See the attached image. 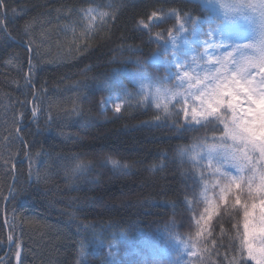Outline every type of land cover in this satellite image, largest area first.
<instances>
[{"label": "trees", "instance_id": "trees-1", "mask_svg": "<svg viewBox=\"0 0 264 264\" xmlns=\"http://www.w3.org/2000/svg\"><path fill=\"white\" fill-rule=\"evenodd\" d=\"M98 6L110 18L89 29L84 10ZM161 9L165 22L152 29L153 38L178 27L166 17L173 9L201 21L203 30L223 14L206 0H4L0 264H17L9 235L21 245L22 264H77L81 243L83 264H113L106 247L123 249L122 242L132 249L118 264H195L201 257L213 264L217 248L221 257L227 250L229 259L240 258L242 209L218 202L206 149L194 147L219 133L200 125L186 130L183 112L175 115L185 104H170L165 116L140 95L143 73L146 86L176 88L149 63L159 45L138 27ZM107 98L119 99V112L102 111ZM181 240L200 257L188 258ZM240 264L254 263L244 253Z\"/></svg>", "mask_w": 264, "mask_h": 264}, {"label": "snow or ice", "instance_id": "snow-or-ice-1", "mask_svg": "<svg viewBox=\"0 0 264 264\" xmlns=\"http://www.w3.org/2000/svg\"><path fill=\"white\" fill-rule=\"evenodd\" d=\"M222 10L218 23L210 24L209 30L202 35L208 37L203 42L204 52L192 57V67L182 63L176 56L175 49L179 37L174 32L184 33L187 25H192V34L196 35L202 22L197 19L184 20L178 10L166 14L169 19H175L178 27L168 30L165 44L173 48L172 59L166 60L174 78L178 81L175 89L164 87L161 82L144 81L150 78L146 73L140 76V95L144 99L151 98L158 110L165 116L171 115L169 105L175 108L177 104H187L190 109L182 107L175 115L183 112L186 130H194L192 125L199 124L201 128L219 133L213 136L211 143L195 145L206 149L205 158L208 168L212 169V188L219 189L218 202L225 205L232 201L233 207L242 209L243 235L240 238V258L234 255L229 259L227 250L223 257L217 248L213 253L216 260L213 264H240L244 253L254 264H264V0H206ZM4 0H0V7ZM108 7H112L109 5ZM158 16L153 11L146 19L138 22L142 32L152 37V29L165 22L163 9ZM85 18L90 21L88 28H93L95 20L106 23L109 13L101 11L99 6L84 10ZM2 18V17H0ZM151 20L152 23H148ZM241 24L251 29V35H245ZM0 30L7 31V29ZM29 26H25V33ZM155 41L164 39V33H157ZM31 44V41H29ZM209 49H211L209 51ZM201 62H205L201 65ZM141 64L140 61H137ZM154 89V94L153 90ZM163 101V103H161ZM174 101V103H173ZM120 111V107H116ZM36 116V111L33 112ZM159 119V113L157 114ZM179 125V121H176ZM114 167H127L119 162L111 161ZM228 169H234L235 174ZM204 177L202 176V179ZM202 196L207 201V185ZM218 204L211 205L212 209ZM204 220V217H201ZM200 221H197V225ZM203 229L197 232L199 238ZM10 247L17 249V264L20 260L21 245L12 235L8 236ZM183 250L193 257H200L201 250L195 245H189L181 240ZM208 252V248L202 249ZM80 259L77 264H83L84 244L79 245ZM203 264V258L195 262Z\"/></svg>", "mask_w": 264, "mask_h": 264}, {"label": "rangeland", "instance_id": "rangeland-1", "mask_svg": "<svg viewBox=\"0 0 264 264\" xmlns=\"http://www.w3.org/2000/svg\"><path fill=\"white\" fill-rule=\"evenodd\" d=\"M207 31H208L207 29L203 30L202 25L199 24L196 35H193L192 30L188 28L187 31L184 33L174 32V35L179 37V43L175 49V53L182 63L195 67L194 65H192V57L197 53L204 52L205 49L202 45L203 42L206 39H208V37L202 35V33H206ZM166 39L167 36L160 41H156V43L159 45V49L150 58L149 63L155 67L163 69L165 76L164 78L167 81H172L174 85L177 87L178 81L172 75V72H174L175 69L173 68L170 70L169 65L165 63L166 60L172 59V53H173V48L171 44H167V45L165 44L164 41ZM210 50L211 49H209V51ZM201 65L203 66L204 63L201 62ZM190 103L191 101H188L185 107L190 109L191 108ZM101 106H102V110H106V108H111L114 111H116V107L119 106L121 108L122 103L117 99L115 100L108 98L104 100ZM184 124H185V118H184ZM198 125L199 124H194L192 126H198ZM122 244L124 245L121 246L123 249H121L118 245H110L106 247V256H107V260L110 263L118 264L121 262H126L128 260L130 250L132 249V245L130 243H125V242H122ZM162 250L164 253H166L164 249ZM183 252L188 258L190 259L195 258L191 256L189 253H186L184 250Z\"/></svg>", "mask_w": 264, "mask_h": 264}]
</instances>
